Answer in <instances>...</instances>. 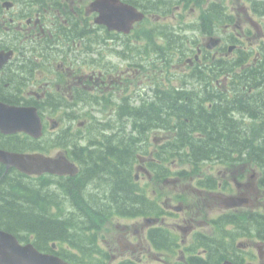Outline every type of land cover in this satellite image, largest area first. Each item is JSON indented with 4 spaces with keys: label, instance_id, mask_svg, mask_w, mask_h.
<instances>
[{
    "label": "flooded vegetation",
    "instance_id": "flooded-vegetation-1",
    "mask_svg": "<svg viewBox=\"0 0 264 264\" xmlns=\"http://www.w3.org/2000/svg\"><path fill=\"white\" fill-rule=\"evenodd\" d=\"M93 1L0 0V54L8 53L0 59V102L36 108L46 137L59 140L55 154L83 158L99 142L92 138L107 130L120 136L111 143L135 147L137 195L150 202H138L141 214L93 229L102 234L88 264H264V169L252 158L237 168L222 155H201L198 172H183L173 159L175 137L187 144L200 132L194 137L212 142V125L220 128L221 119L264 146V94L247 108L236 98L245 96L240 89L264 87L256 85L264 77L243 73L264 61V3L237 1L244 18L232 14L231 31L223 30L221 15H209L205 40L215 37L217 46L200 43L192 57L170 51L182 75L164 67L166 82L146 73L133 86L145 73L140 63L163 62L164 51L145 42L143 28L128 35L97 25ZM176 77L194 89L173 91ZM128 98L135 107L127 108ZM32 140L0 133V141ZM235 197L243 203L230 208L227 200Z\"/></svg>",
    "mask_w": 264,
    "mask_h": 264
},
{
    "label": "trees",
    "instance_id": "trees-1",
    "mask_svg": "<svg viewBox=\"0 0 264 264\" xmlns=\"http://www.w3.org/2000/svg\"><path fill=\"white\" fill-rule=\"evenodd\" d=\"M217 122L213 121L215 125ZM228 125L221 119L220 128L212 125L213 141L201 142L192 148L187 161L193 167H197L200 155L208 154L230 158L234 153L250 150L248 156L264 159L263 145L252 147L247 134L240 129L232 130ZM127 144L126 149L131 146ZM79 164V176L68 179L32 178L0 164V229L16 235L21 241H27L26 234H34L36 245L39 243L41 249H45L43 244L50 242L72 243L75 232L71 230L89 227L88 223L79 221L106 219L138 205L127 188L134 160L122 147L101 145L88 151ZM119 181L122 182L120 187ZM117 189L124 197L116 195ZM127 204L134 206L127 207ZM58 253L76 262L75 255L66 256L68 253L63 250Z\"/></svg>",
    "mask_w": 264,
    "mask_h": 264
},
{
    "label": "water",
    "instance_id": "water-1",
    "mask_svg": "<svg viewBox=\"0 0 264 264\" xmlns=\"http://www.w3.org/2000/svg\"><path fill=\"white\" fill-rule=\"evenodd\" d=\"M141 19L136 11L128 6L110 7L103 13L102 23L110 29L130 27L135 20ZM42 121L34 108H20L0 102V130L3 134L25 132L33 137L42 136ZM0 162L7 168L15 167L27 175L51 173L72 175L77 168L65 157L49 158L41 154H18L0 150ZM0 264H68L62 259L37 251L32 245L21 246L17 238L0 230Z\"/></svg>",
    "mask_w": 264,
    "mask_h": 264
},
{
    "label": "rangeland",
    "instance_id": "rangeland-1",
    "mask_svg": "<svg viewBox=\"0 0 264 264\" xmlns=\"http://www.w3.org/2000/svg\"><path fill=\"white\" fill-rule=\"evenodd\" d=\"M132 50L128 51V55H131L132 54ZM142 66H143V70L145 71V73L141 72L136 78L132 79V84L133 86L137 84V82L142 78V75L146 74V73H149L151 75H155L158 79L157 81L160 82L161 84L163 82H166L167 81V78L165 77H162V70L161 68L164 69V64L160 61H157V60H153V63L152 62H149V61H146L144 60L142 63H140ZM169 69H171V67H169L168 69H166V73L169 74ZM182 68L181 67H175L174 70H181ZM173 71V70H172ZM154 76V77H155ZM132 86V88H133ZM122 185V182L119 181L118 183V186L120 187V185ZM119 189L116 190V195H119V192H118ZM119 197H124L122 194L119 195ZM127 207H132L134 205H130V204H127L125 205Z\"/></svg>",
    "mask_w": 264,
    "mask_h": 264
},
{
    "label": "bare ground",
    "instance_id": "bare-ground-1",
    "mask_svg": "<svg viewBox=\"0 0 264 264\" xmlns=\"http://www.w3.org/2000/svg\"><path fill=\"white\" fill-rule=\"evenodd\" d=\"M241 83V82H240ZM238 85V84H237ZM187 91H189V90H187ZM186 92V91H185ZM184 93V92H183ZM188 93H190V92H188ZM186 96H187V94H186ZM165 97V96H164ZM168 97V96H167ZM160 98H162V97H160ZM166 98V97H165ZM169 98V97H168ZM189 98V97H188ZM159 99V98H158ZM169 99H171V98H169ZM157 101V100H156ZM159 102V101H158ZM165 102V101H164ZM167 102V101H166ZM181 103V102H180ZM154 104V103H153ZM159 104H160V102H159ZM161 105V104H160ZM163 105V104H162ZM164 107V106H163ZM154 108V107H153ZM202 108V107H201ZM203 108H205L206 109V107H203ZM224 108V107H223ZM222 108V109H223ZM226 109V108H225ZM230 110V109H229ZM208 111V110H207ZM232 111H233V109H232ZM166 112V111H165ZM170 112V111H169ZM231 113V112H230ZM233 113V112H232ZM231 113V114H232ZM147 114H148V112H147ZM167 115V114H166ZM174 115V114H173ZM175 116V115H174ZM167 118V117H166ZM234 120V119H233ZM235 124V123H234Z\"/></svg>",
    "mask_w": 264,
    "mask_h": 264
}]
</instances>
